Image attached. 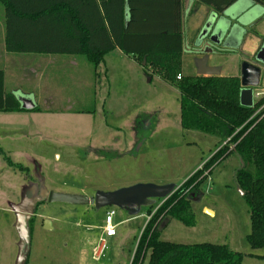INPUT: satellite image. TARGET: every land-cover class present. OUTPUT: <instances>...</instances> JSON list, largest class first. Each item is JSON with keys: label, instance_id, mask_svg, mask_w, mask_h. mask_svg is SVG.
<instances>
[{"label": "rangeland", "instance_id": "374dc122", "mask_svg": "<svg viewBox=\"0 0 264 264\" xmlns=\"http://www.w3.org/2000/svg\"><path fill=\"white\" fill-rule=\"evenodd\" d=\"M19 55L28 54H13ZM60 56L77 62L42 71L35 63L8 68L7 90L29 96L41 111L0 119V264H24L28 252V264H131L148 210L153 214L162 200L131 215L118 207L49 203L48 194L92 198L140 184L180 187L220 147L213 137L182 129L178 88L159 68L141 65L143 58L115 51L96 70L83 56ZM262 81L257 90H264V73ZM2 153L28 168L30 178ZM240 167L236 155L222 161L192 195L195 226L170 218L160 239L228 245L244 255L243 264H264L257 257L264 250L247 240L250 211L235 183ZM109 208L116 234L96 259Z\"/></svg>", "mask_w": 264, "mask_h": 264}, {"label": "trees", "instance_id": "16d2710c", "mask_svg": "<svg viewBox=\"0 0 264 264\" xmlns=\"http://www.w3.org/2000/svg\"><path fill=\"white\" fill-rule=\"evenodd\" d=\"M174 1V4L173 2ZM218 12L237 0H202ZM264 4V0H252ZM5 21V48L15 54L78 55L94 68L119 48L145 67L159 68L164 79L180 92V123L184 131L216 139L218 150L166 200H162L138 239L131 264H242L244 255L228 245L212 243L177 244L160 239L161 227L175 219L187 227L196 224L192 195L213 170L231 155L241 167L235 183L250 211L253 250H264V117L252 118L264 99L252 108L240 104L239 77L182 76V33L180 0H0ZM36 108L32 111H39ZM14 93H7L0 69V113L25 112ZM6 163L24 172L28 168ZM29 220V235L33 232ZM264 262V255L257 256ZM29 252L24 264H28Z\"/></svg>", "mask_w": 264, "mask_h": 264}, {"label": "crops", "instance_id": "0c3cea01", "mask_svg": "<svg viewBox=\"0 0 264 264\" xmlns=\"http://www.w3.org/2000/svg\"><path fill=\"white\" fill-rule=\"evenodd\" d=\"M172 2L174 4V1ZM180 3L182 76L197 75L196 61L203 58V52L209 49L213 51L208 56L207 65L210 68L219 69L220 77H240L241 64L244 61L259 65L254 56L264 45V4L252 0H237L233 5L225 7L223 12H218L212 5L202 0H180ZM0 25V69L4 71V85L7 93H13L6 88L10 65L35 63L42 71L52 66L57 68L62 63L75 64L77 62L74 58L60 55L13 56L15 53H10L5 48V21L2 13H0ZM213 36L218 37V42L212 40ZM115 51L123 53L119 48L110 53ZM110 53L105 56L103 63ZM129 56L132 57V55ZM262 71L264 73V69ZM262 75L258 88L263 82ZM255 91L264 92L259 89ZM39 95H41L40 92ZM37 98H39L38 95ZM40 111L41 109L37 112ZM16 113L18 115L16 117H21L20 113L23 112ZM4 115L12 118L10 114L0 113V119H3ZM11 118L6 120H11Z\"/></svg>", "mask_w": 264, "mask_h": 264}, {"label": "water", "instance_id": "95a60500", "mask_svg": "<svg viewBox=\"0 0 264 264\" xmlns=\"http://www.w3.org/2000/svg\"><path fill=\"white\" fill-rule=\"evenodd\" d=\"M212 40L218 42V37L213 36ZM211 49L203 52L204 57L196 61L198 76H219L220 70L210 68L207 65L208 56L212 54ZM259 65L264 66V45L254 56ZM249 61L241 64L240 82L242 90L240 92V104L243 107L252 108L254 106L255 89L260 85L262 68ZM17 98V97H16ZM21 108L26 111H32L36 108L34 101L27 97H18ZM178 187L176 185L157 186L152 184H140L128 188H122L113 192H98L92 198L82 196L62 194L51 192L48 194L47 202L49 203H67L72 205H93L97 209L118 207L128 211L131 215H136L142 207H147L155 200L168 199ZM241 194L244 193L241 191ZM48 221L45 224L48 226Z\"/></svg>", "mask_w": 264, "mask_h": 264}, {"label": "built area", "instance_id": "2783aa9c", "mask_svg": "<svg viewBox=\"0 0 264 264\" xmlns=\"http://www.w3.org/2000/svg\"><path fill=\"white\" fill-rule=\"evenodd\" d=\"M181 75L177 77L178 80H181ZM264 99V92H258L255 91L254 93V106ZM263 113L264 117V104L261 105V107L258 109V111L255 113V115L252 117H256L257 115ZM115 216V210L109 208L107 209L104 226H103V238L100 239V241L94 246L93 253L96 256V259H99L100 256H103L105 250L107 249V239L112 238L116 234L115 225L113 222Z\"/></svg>", "mask_w": 264, "mask_h": 264}, {"label": "bare ground", "instance_id": "6f19581e", "mask_svg": "<svg viewBox=\"0 0 264 264\" xmlns=\"http://www.w3.org/2000/svg\"><path fill=\"white\" fill-rule=\"evenodd\" d=\"M50 225V223H48V226Z\"/></svg>", "mask_w": 264, "mask_h": 264}]
</instances>
